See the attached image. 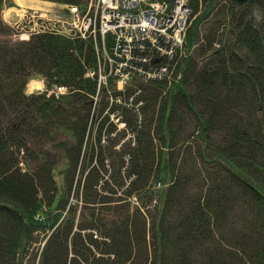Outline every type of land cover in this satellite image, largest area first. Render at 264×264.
<instances>
[{"label": "trees", "instance_id": "trees-1", "mask_svg": "<svg viewBox=\"0 0 264 264\" xmlns=\"http://www.w3.org/2000/svg\"><path fill=\"white\" fill-rule=\"evenodd\" d=\"M191 1L173 76L146 86L135 143L106 152L98 142L99 164L77 186L88 207L79 214L67 207L72 179L56 199L53 166L37 145L63 129L68 165L87 161L93 45L49 33L13 41L0 14V264H21L36 232L47 234L38 264H264V0ZM30 78L73 92L26 94ZM105 159L118 186L131 179L125 197L111 190L114 204L95 187ZM157 180L166 186L151 207ZM138 192L148 193L144 212L125 201Z\"/></svg>", "mask_w": 264, "mask_h": 264}, {"label": "rangeland", "instance_id": "rangeland-1", "mask_svg": "<svg viewBox=\"0 0 264 264\" xmlns=\"http://www.w3.org/2000/svg\"><path fill=\"white\" fill-rule=\"evenodd\" d=\"M38 1H40L41 4L37 7L45 8L44 11H47L48 15L50 13H52L54 16H56V18H69L71 15L76 17V14H70L68 12L69 11V5H70L69 3H59L57 1H51V0H38ZM79 1H81V0H79ZM46 2L48 3V5H45ZM180 2H182V3L179 6H176V8H174V9L180 8L178 12L185 11L187 14V18L192 21L194 19V17H192L193 12L190 11V7L188 5L189 1L188 0H180ZM183 2H184V4H183ZM221 3H223V1H220V4ZM21 7H23V6L18 4L16 0H5V2L3 3V6H1V10H0V14L2 17L1 19L6 25L7 24L10 25L9 27H11L12 39L13 38L18 39L21 36V32H23V28L24 27H27V28L30 27L31 15H33L36 11L34 9H31V11L28 10V14L25 16L26 18H24L21 22L19 20V27H18L16 25L12 24V21H13V19L17 18L18 10H20ZM28 7L36 8V6H33V5L28 6ZM88 7H89L88 9H91V10L94 9L93 4L89 5ZM174 9H172V11ZM186 10H188V11H186ZM37 11H41V10H37ZM86 12H87V10L84 11L82 16L77 14V19H79L78 24L81 26V27H79L78 30L81 31L82 37L85 39L87 38V36L89 34V33L85 34V27H87L86 24H87V18H88L87 15L85 16ZM116 13L118 14L117 11H116ZM116 15H114L113 18H115ZM82 17H83V19H82ZM47 18H49V17H47ZM95 19H98V18H95ZM58 21H60V19ZM181 22H182V20H181ZM39 23H42V22L40 21ZM188 23H189L188 20H187V23L183 22L182 23L183 25H181L180 28L183 27V31H185L186 29H188L187 28ZM190 24H191V22H190ZM190 24H189V26H190ZM221 32H222V29H219V35L218 36L221 35ZM94 40L96 41L97 38ZM101 46L107 47L108 52H111L110 56L115 58V55H114L115 52L113 51V49L109 48V46L104 44V43L101 44ZM214 46H218V43H215ZM180 59H181V56L179 57L178 62ZM126 64L127 63H124L120 60H117V61L115 60L112 63L98 64V67L101 68V70L104 74L114 75L113 72H118L119 70H123V67H124V69H128L129 67ZM124 74H126V72L120 71L116 76L121 77ZM241 106H242L241 104H238V106L236 107L237 112L244 109V106H242V107ZM113 118H115V121L117 120L116 114H114L113 116H112V114L107 115L106 110H104L100 114L98 111V104L95 107V113L91 110V115L87 121V128H86L84 140H83V142L87 143V147H88L87 148V151H88L87 157L88 158H87V161L85 163L81 162V164H80V161H79L78 166H77L75 171L73 170V168H71L68 165L69 157H66L67 155H66V152L64 151L65 146L66 147L71 146L70 144L72 142V138L63 129L62 130L61 129L53 130L51 135L49 136V140L43 146L38 142L37 146L39 147V150L42 149L44 151V153H46V156L48 157V159L50 160V162L53 166L52 174H53L55 186L57 189L56 199H59L60 196L64 195L65 189L67 191V186L70 184V181H67L68 175L70 177V180L72 179V188H71V193L68 196L67 207H69L70 205H74L76 207L77 214H79L81 211H83L85 209L84 204H81L82 198L80 195V191H79V198H77V196H76L77 195V186L79 185V180L81 179V181H82V179H84L87 171H89L90 169L95 167V165L98 166L99 162L97 160L98 159L97 151L99 150V145L95 139H96V136L99 135L101 131L107 132V125L112 123L111 119H113ZM102 122H105V126L100 131L99 126H100V123H102ZM120 130H122V127H120ZM113 134L115 135V133H113ZM105 140H107V138ZM191 140H194V139L191 138ZM61 144H63V145L59 146ZM99 144L104 147L102 149L106 152L109 151L108 146H110V145H113V149H115V150H117L119 148L118 146H121L120 144L115 145V143H110V144L99 143ZM187 144H188L187 148L191 149L194 146V141L189 142ZM89 145H93V148H94L93 151H92V149L90 150ZM82 151H83V149H82ZM36 164H37V162H36ZM83 167H84V169H86L84 171V173H82ZM105 179H107L106 180L107 184H104V188L108 193H111V190L115 191L116 194L118 192H121L122 194L125 193V191H123V190H124L126 184L128 183V181L125 182L124 187L119 188L118 182H116V179L112 173H110V172L107 173L105 175ZM102 181L103 180H99V185L102 183ZM165 186H166V184L164 185L163 183L161 184V186L160 185L157 186L155 181L149 183L148 189H149V192L152 194V199H151L152 206L151 207L156 205V203H158L161 200V192H162V189L165 188ZM147 194L148 193H143V192L139 193L138 192L136 194L137 195V202L139 204L144 203V198L146 199ZM108 195H111V194H108ZM114 196H115V194H113V192H112V195L110 196V198H114ZM114 200H116V199H114ZM87 208L84 210L86 213L88 212ZM34 237H35L36 241L32 242L27 247L26 253L24 255L19 256V258L21 259V262H22L21 264H38V262H39L40 251L42 249L41 245H42L43 241L45 240V238L47 237V234L41 233V232H36V234H34Z\"/></svg>", "mask_w": 264, "mask_h": 264}, {"label": "built area", "instance_id": "built-area-1", "mask_svg": "<svg viewBox=\"0 0 264 264\" xmlns=\"http://www.w3.org/2000/svg\"><path fill=\"white\" fill-rule=\"evenodd\" d=\"M147 1L101 0L100 11L96 10L94 18L92 20L89 18L87 25L88 27L98 25L101 32H109L114 35L113 51L115 53H113L115 58H111L113 62L120 60L127 63L126 65L130 69L145 74L147 77L163 76L168 71V66L150 62L153 55L148 54L144 41L152 39L151 48L154 47L156 53L160 56L172 57L183 30V27L180 28V26L183 25V22L186 23L187 14L185 11L178 12L180 8L174 9L182 3L180 0L171 7L163 5L158 9L156 8L158 5L154 7L150 5L153 10L141 11L142 3ZM118 2L120 3L118 4ZM172 9L174 10L172 11ZM130 13L135 15L130 16ZM114 15H116L115 18H113ZM123 70L127 69L123 67ZM113 73L117 75L119 71Z\"/></svg>", "mask_w": 264, "mask_h": 264}, {"label": "bare ground", "instance_id": "bare-ground-1", "mask_svg": "<svg viewBox=\"0 0 264 264\" xmlns=\"http://www.w3.org/2000/svg\"><path fill=\"white\" fill-rule=\"evenodd\" d=\"M16 1L20 5H29V6H32L33 5V6H36V7L41 4V2L38 1V0H16ZM45 5H48V3L46 2ZM133 14L134 13H130L129 15L130 16H134L135 14L134 15ZM40 85H41V83L36 82V81H32L29 84V88L30 89H33L35 86H40Z\"/></svg>", "mask_w": 264, "mask_h": 264}, {"label": "water", "instance_id": "water-1", "mask_svg": "<svg viewBox=\"0 0 264 264\" xmlns=\"http://www.w3.org/2000/svg\"><path fill=\"white\" fill-rule=\"evenodd\" d=\"M233 2H240V1H243V0H232Z\"/></svg>", "mask_w": 264, "mask_h": 264}, {"label": "clouds", "instance_id": "clouds-1", "mask_svg": "<svg viewBox=\"0 0 264 264\" xmlns=\"http://www.w3.org/2000/svg\"><path fill=\"white\" fill-rule=\"evenodd\" d=\"M31 93V89H28V94H30Z\"/></svg>", "mask_w": 264, "mask_h": 264}]
</instances>
